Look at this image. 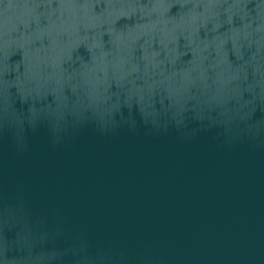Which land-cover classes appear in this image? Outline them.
Segmentation results:
<instances>
[{"label": "water", "instance_id": "water-1", "mask_svg": "<svg viewBox=\"0 0 264 264\" xmlns=\"http://www.w3.org/2000/svg\"><path fill=\"white\" fill-rule=\"evenodd\" d=\"M0 264H264V0H0Z\"/></svg>", "mask_w": 264, "mask_h": 264}, {"label": "clouds", "instance_id": "clouds-1", "mask_svg": "<svg viewBox=\"0 0 264 264\" xmlns=\"http://www.w3.org/2000/svg\"><path fill=\"white\" fill-rule=\"evenodd\" d=\"M235 7H238L240 9L241 12L244 11V5L242 4H237V5H234ZM159 7H163L162 5L160 6H156L152 9V11H156ZM121 15H126V13H120ZM247 13H245L246 15ZM243 19V16L241 17ZM191 22L194 23L195 20H196V17L195 15H192L191 16ZM99 21V18L98 17H94L93 18V22H90L88 25H85V27H95L97 26V22ZM21 23H23L24 27L26 28L28 26V22L26 20L24 21H21ZM157 23H161V24H164V25H167L168 21H165L163 19H161L160 21H157ZM183 23H184V20L183 18H181V23L178 24V25H175V27H180L181 28V31L183 32ZM228 23H231V16H229V20H228ZM218 27V25H216ZM72 32L74 33L76 31V27H75V24H73L72 26ZM156 27V24L155 23H150V24H146V25H137V29H140L142 30V34L144 35H148L153 29H155ZM245 27H248V25H245ZM111 29H109V33L111 34ZM174 31V29H167L166 27L165 28H162L161 29V35H162V39L160 41L161 44L164 45L165 48H167V43L168 42H171V43H175L176 41V36L175 35H171V33ZM197 32V29L195 27H193L189 33V35L186 37V39L188 40V43L189 44H192L194 41H193V37L195 36ZM99 35V34H98ZM35 38L36 39H40L41 36H40V33L38 32L36 35H35ZM138 37L136 36H129V39L131 40H135L137 39ZM81 38L80 37H77V42H79ZM83 39H87V37H84ZM9 43H17L19 45V47L21 49H24V57H25V63H26V73L31 71V59H30V56H29V52L27 50V48L25 47L28 43H30V38L29 37H25L23 35V33H21V37H20V40L19 41H5L4 42V49H5V59H7V56H8V52H7V48L9 46ZM115 43L119 46L121 43H123V39H122V36L121 35H117L116 38H115ZM147 45L150 46L151 44V36L149 35V39L145 42ZM221 43H223V41H221ZM73 47L75 46L74 44L72 45ZM91 47H96V48H102V45L101 43L99 42V40H95L94 43L92 45H90V48ZM125 47H127V45H125ZM207 47V42H205V48ZM200 49L197 48V49H194V52L196 51H199ZM39 51V50H37ZM171 51L175 52V49H172ZM238 51V49H237ZM107 55V53H104V52H101V56H100V63L103 64V58ZM156 55H158V53H152V56L155 57ZM69 59H71V57L69 56L68 57ZM97 57L93 56V60H96ZM144 59L147 61L149 60V56H148V53H147V48H145V56H144ZM56 63L57 67H58V62H55ZM126 63V61H124L123 59L119 60L118 63L115 65L116 68L120 69L121 70V76L119 77L120 80L123 79V76H124V73L122 71V68H123V64ZM87 67V66H85ZM5 71H7V66H5ZM101 71H105L104 68H101L100 69ZM133 72L137 70L136 66L133 65L132 69H131ZM105 75H107L106 71H105ZM19 79V78H18ZM101 83L105 82V81H100ZM148 92L151 93L152 92V85H149L148 87ZM139 95L140 97V102L143 103L144 101V96L141 94V90L140 89H136L134 92L130 90L129 92V102L131 100V97L132 95Z\"/></svg>", "mask_w": 264, "mask_h": 264}]
</instances>
